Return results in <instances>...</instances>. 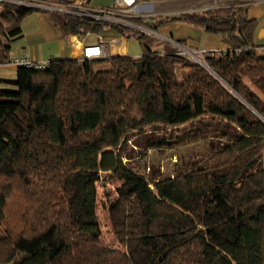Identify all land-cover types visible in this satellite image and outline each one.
Listing matches in <instances>:
<instances>
[{
	"label": "trees",
	"instance_id": "trees-1",
	"mask_svg": "<svg viewBox=\"0 0 264 264\" xmlns=\"http://www.w3.org/2000/svg\"><path fill=\"white\" fill-rule=\"evenodd\" d=\"M243 9L129 19L222 36L228 48L206 51L207 67L132 26L47 12L62 37L108 28L143 53L18 65L0 87V264H264V166L250 169L264 152V53ZM35 11L0 1V63ZM205 117L237 134L199 168L147 177L117 153L130 131ZM100 172L117 182L105 204L115 247L96 211Z\"/></svg>",
	"mask_w": 264,
	"mask_h": 264
},
{
	"label": "rangeland",
	"instance_id": "rangeland-1",
	"mask_svg": "<svg viewBox=\"0 0 264 264\" xmlns=\"http://www.w3.org/2000/svg\"><path fill=\"white\" fill-rule=\"evenodd\" d=\"M0 1L18 3L22 0ZM24 1L28 2V0ZM44 1L56 2L55 0ZM39 12H43L46 15L48 14V11L43 9H39ZM36 13L35 11L28 14L21 21L20 26L21 29H23V33L33 28V26L30 25ZM145 18H151V16ZM121 19H123V17ZM125 22L131 23V26L134 24L127 19L124 21V24L127 25ZM140 25L142 26H135L139 32L146 33L144 29H151L143 24ZM25 34L27 35V33ZM21 40H25V37L16 39L10 43V50L12 53L16 52L18 54L23 49L22 47H25L24 42ZM126 40L127 55L131 57L141 55L143 47L140 45L139 40L134 36H128ZM26 45H31V43L26 41ZM190 49L192 50L194 48ZM101 66L99 62L94 63L95 68ZM104 66H107V64ZM10 67L15 68L14 65L10 64L0 65V79L7 81L4 83L0 82V87H13V84L10 82L14 81L16 76L15 72L13 73ZM175 71L180 78L183 69L175 67ZM236 134L237 131L231 124L217 118L205 117L175 127L153 126L143 131H130L125 134L121 144L117 147V153L122 156L125 164L134 171L147 177L163 178L175 175L178 172H187L209 163L210 155L218 149L222 143L233 139ZM152 143L157 145L153 146L151 145ZM263 166L264 152L256 158L250 169H257ZM116 183L117 182L112 179L107 172H100V179L97 184L98 197L96 211L102 227L103 241L113 247H115L116 244L109 231L105 204L108 203V197L111 198L113 196V189Z\"/></svg>",
	"mask_w": 264,
	"mask_h": 264
},
{
	"label": "crops",
	"instance_id": "crops-1",
	"mask_svg": "<svg viewBox=\"0 0 264 264\" xmlns=\"http://www.w3.org/2000/svg\"><path fill=\"white\" fill-rule=\"evenodd\" d=\"M209 0H137L136 16L145 18L147 16L169 15L188 11H202V7ZM241 5L247 20L252 21L253 41L257 45H264V0H241ZM114 0H88V5L92 8L108 7L113 4ZM36 16L32 20V29L23 33L25 37L23 49L17 54L10 50V58H20L27 56L34 62L46 63L51 58L63 59H81L82 51L85 46L96 45L99 42V36L104 42L116 39L115 44L107 45V57L113 55L128 56L126 53L127 40L123 36L114 33L108 28L103 29L100 33L89 32L83 36L67 35L62 37L59 29L52 26L48 17L43 12L36 11ZM42 13V14H41ZM23 20V19H22ZM137 24V23H134ZM155 31L163 36L172 37L182 42L184 45L197 50L206 51H225L228 45L224 38L219 35H212L200 28L180 21L172 20L160 24ZM27 33V35L25 34ZM25 34V35H23ZM21 37V38H22ZM26 41L31 45H26ZM143 53V48L141 54ZM139 56V55H137ZM100 58L97 60H102ZM106 63H102L104 66ZM8 67V66H6ZM13 73L15 68L10 67Z\"/></svg>",
	"mask_w": 264,
	"mask_h": 264
},
{
	"label": "built area",
	"instance_id": "built-area-1",
	"mask_svg": "<svg viewBox=\"0 0 264 264\" xmlns=\"http://www.w3.org/2000/svg\"><path fill=\"white\" fill-rule=\"evenodd\" d=\"M136 2L137 0H114L113 4L108 7L102 8H92L88 5V0H71L70 2H53V1H44V0H35L25 2L24 0L18 2L20 4L33 6L38 9H43L51 12H56L60 14L73 15L78 17L92 18L96 20L106 21L111 24H124V21L136 16ZM241 0H209L202 8L204 10H221L234 6H241ZM17 3V2H15ZM123 17V19H121ZM127 25L131 26V23L125 22ZM126 25V24H125ZM142 26L140 24H133L132 27ZM137 29V28H136ZM146 33L154 36L157 39H160L169 45H172L176 48L175 54L181 55L188 60L197 62L204 67H207L206 63L203 60V55L206 50H197L190 49L183 43L173 39L172 37L163 36L158 34L157 31L152 29H144ZM116 39H111L109 43L115 44ZM108 42H104L99 36V42L96 45L85 46L82 51V58H87L90 60H96L100 58L107 57V45ZM264 53V45H261L259 49ZM199 53V54H198ZM18 65L24 66H41L45 63L34 62L30 60L27 56L20 58H7L4 63L0 65Z\"/></svg>",
	"mask_w": 264,
	"mask_h": 264
}]
</instances>
